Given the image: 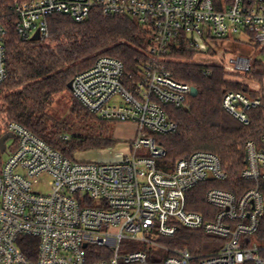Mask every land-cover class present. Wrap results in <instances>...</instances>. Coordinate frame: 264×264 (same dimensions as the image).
Returning a JSON list of instances; mask_svg holds the SVG:
<instances>
[{
	"label": "built area",
	"instance_id": "1",
	"mask_svg": "<svg viewBox=\"0 0 264 264\" xmlns=\"http://www.w3.org/2000/svg\"><path fill=\"white\" fill-rule=\"evenodd\" d=\"M11 9L23 40L37 32L48 40L50 16L82 22L99 10L137 19L149 28L151 46L137 77L121 60L101 57L72 80V94L88 112L136 127L121 152L71 159L20 124H9L16 148L0 168V264H264V244L253 240L264 221V134L245 146L241 178L255 187L240 195L211 188L206 201L215 212L209 218L187 210V193L202 183H230L219 157L199 151L165 170L158 162L166 151L156 141L177 131L172 111L188 108L192 97L193 86L173 79L164 64L169 48L184 42L209 56L217 53L213 41L246 37L264 54V0H13ZM1 19L0 5V94L8 76ZM254 61L226 54L218 64L245 75ZM223 107L249 126L251 111L264 110V101L228 92ZM46 178L49 192H35ZM180 227L225 243L204 254L167 247L163 240ZM27 245L35 248L32 257Z\"/></svg>",
	"mask_w": 264,
	"mask_h": 264
},
{
	"label": "trees",
	"instance_id": "2",
	"mask_svg": "<svg viewBox=\"0 0 264 264\" xmlns=\"http://www.w3.org/2000/svg\"><path fill=\"white\" fill-rule=\"evenodd\" d=\"M12 3L13 0H0L1 22L7 30L8 71L0 94V138L7 133L9 124L15 122L67 158L73 159L77 152L112 148L116 140L110 136L109 124L115 122L103 121L88 112L74 96L73 112L93 123L88 135L70 137L69 126L53 118L48 109L56 95L69 90V82L78 73L91 69L101 57L121 60L127 73L137 77L139 67L149 58V28L130 16L104 15L99 10H93L82 22L68 15L56 14L48 18L49 39L31 42L23 40L17 31V17L11 9ZM195 56L197 52L184 42L180 46H171L165 54L164 64L173 79L196 87L199 93L197 97H190L188 108L172 111V118L178 124L177 131L171 135L156 136V141L166 151L158 165L172 170L179 160L199 151L211 152L219 157L229 173L230 183H202L187 193V210L209 218L208 213L215 212L206 201L211 188L240 195L255 187L253 182L244 181L241 173L246 166V143L250 140L260 142L264 134V110H252L251 124L245 126L224 109L223 100L228 92H240L264 101V62L255 60L251 71L242 75L231 73L220 64L193 63ZM241 77L258 83L260 90H253ZM15 148L16 145H13L11 151ZM2 164L0 159V168ZM259 187L264 196V181L259 183ZM253 238L264 244V221L261 233ZM29 241L37 243L36 239ZM163 243L170 248L204 254L217 252L225 240L203 231L180 227L173 237L164 239ZM23 249L30 257L35 253L31 245ZM169 255L162 254L163 257Z\"/></svg>",
	"mask_w": 264,
	"mask_h": 264
},
{
	"label": "rangeland",
	"instance_id": "3",
	"mask_svg": "<svg viewBox=\"0 0 264 264\" xmlns=\"http://www.w3.org/2000/svg\"><path fill=\"white\" fill-rule=\"evenodd\" d=\"M50 43V42H49ZM51 45H53L51 43ZM211 46L217 53H211L209 56L198 55L194 57L193 63H216L218 64L222 57L229 54L234 57H248L252 60H264V54L262 50L254 45V42L244 37V39L230 38L226 40H217L211 43ZM236 79V78H235ZM241 80L248 83L251 88L255 91L260 90L258 83L253 82L249 78L241 77ZM73 94L71 90L64 91L55 96L53 103L48 109L49 114L64 124L69 126L68 135L71 136H85L91 132V123L88 119H82L73 112ZM0 123L1 120H0ZM0 124V128H1ZM110 136L116 140V144L112 148L102 149L98 151H83L77 152L74 158L85 159L91 158L97 160L99 157H108L119 153L124 149L130 141L133 140L136 134V127L129 123H110L109 124ZM15 139L7 141V152L0 153V159L5 162L8 159L9 154L12 152L11 149L15 144ZM15 150V149H14ZM49 178H46L42 183L33 186L35 192L46 194L49 192L48 182Z\"/></svg>",
	"mask_w": 264,
	"mask_h": 264
},
{
	"label": "water",
	"instance_id": "4",
	"mask_svg": "<svg viewBox=\"0 0 264 264\" xmlns=\"http://www.w3.org/2000/svg\"><path fill=\"white\" fill-rule=\"evenodd\" d=\"M41 41V38H40V34L39 32H37L31 39V42H40ZM68 89L69 90H72V81L69 82L68 84ZM198 89L196 87H193L192 90H191V95L192 97H197L198 96ZM15 135L13 133H6L4 134L1 138H0V152L1 153H5L6 150H7V141L10 140V139H14ZM247 163V160L246 162Z\"/></svg>",
	"mask_w": 264,
	"mask_h": 264
}]
</instances>
